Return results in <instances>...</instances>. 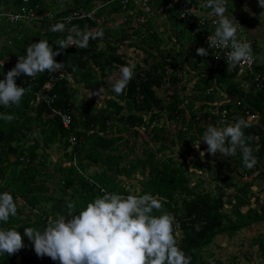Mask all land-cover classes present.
<instances>
[{
    "label": "trees",
    "instance_id": "obj_1",
    "mask_svg": "<svg viewBox=\"0 0 264 264\" xmlns=\"http://www.w3.org/2000/svg\"><path fill=\"white\" fill-rule=\"evenodd\" d=\"M57 2L63 7H59L55 0H0V38H3L0 42V62H7L5 67L3 65L4 76L15 66L18 57L26 55L25 49L31 43L47 40L55 51L58 47L55 42L66 38L68 32H51L49 28L62 22L57 21V18L72 10L87 11L95 2L100 3L102 6L96 10L93 21L73 19L66 23V29L78 25L81 30L102 28L104 32L102 39L90 40L86 48L70 46L63 54L54 57L56 62L64 63L62 71L40 73L34 80L23 74L16 77L17 86L25 87L21 84L23 81L27 85L20 106H0V114L14 113L16 117L10 123L0 120V193L9 192L17 205V216L10 217L6 224L0 222V228L16 229L21 233L24 243V248L17 253L0 255V264H59V261L47 256L38 258L31 242L23 236V228L33 227L42 231L48 221L66 214L67 202H74L75 211L79 212L87 203L103 194L101 188L128 195L122 183L128 180L127 184L130 185L129 181L134 179V175L142 178L136 195L150 193L161 198L163 211L175 217L174 234L181 250L191 257V264H205V257L210 258L211 255L206 252L204 257L201 252L216 236L231 237L252 224L264 222V194L258 189L251 192L253 182H264V87L256 91L250 84L245 90L241 80L237 79L236 70H231L225 64L218 65L214 74L210 75V64L214 65L212 61L194 52L193 60L187 63V67L199 79L193 86L198 94L194 100L186 102L185 114L182 107L185 100L175 91L176 85L181 82L179 76L167 71L174 67L176 57L181 56L183 51L179 48L177 52H163L158 44H153V53H148L151 60L143 59V65L140 63L142 67L135 65L133 79L122 95L112 90L109 92L111 97L99 107L94 103L85 106L80 102L75 104L73 92L76 90H73V84L96 92L101 82L105 86L102 79L106 73L121 65H128L119 57L117 47L129 37L123 35V31L107 28L104 22L97 27L101 16L121 11L112 0ZM22 7L36 10V15L43 16L48 12L51 17L10 22L7 15L19 13ZM144 12L151 15L156 13L151 10ZM142 13L136 11V18ZM163 14L158 13L160 20L168 24L174 36L172 43L178 47L183 41L186 50L203 47L200 36L191 35L190 29L175 21L173 15ZM239 22L243 23L241 19ZM150 38L156 41L154 32ZM141 51L147 52L143 48ZM73 67L75 72L72 71ZM259 67L264 69V65ZM4 76H0V80ZM50 76L58 78L49 91L55 99L49 107L42 102L32 105L34 93L41 89ZM69 79L73 82L71 85ZM166 84L173 90L169 100L163 102L162 98L156 96V90ZM215 91L221 92L230 102L217 106L207 104L208 95ZM196 100L201 103L194 109ZM67 106L71 108L70 123L67 128H63L51 110L63 112ZM221 111L226 114L225 123H234L236 119L246 117H250L252 122L257 118V124L248 122L249 127L243 129L245 136L250 137L248 143L257 159L254 168L245 169L239 150L238 157L225 158L221 154L213 157L207 152L204 156L200 155L207 148L203 141L200 142L206 126L209 123L217 126V116ZM160 120L163 122L158 125ZM199 120L204 124H200ZM164 122L177 123L174 134L169 133ZM135 129L146 131L155 147L153 151L143 150L140 155L120 165L124 158L119 150L121 141L124 142L123 133L132 131L135 136ZM71 135L75 138L73 145L68 142ZM198 142L199 149L194 147ZM51 146H56L62 156L53 162L48 171L45 158H48L47 150ZM174 146L176 150L172 149ZM165 151L174 156L165 157ZM159 154L164 158L156 157ZM187 158L190 161L186 164ZM91 165L100 167V172L85 175V170ZM222 168L227 175L220 178L221 181L225 187L235 188L227 201L223 199L224 190L216 186L213 193L202 189L199 181L189 186L190 178L197 177L192 173H201L206 169L212 173L210 181H215ZM237 168L241 172H237ZM48 180L56 183L54 192L48 188ZM66 190H71L70 194L67 195ZM226 204L229 208L225 210ZM254 243L259 257L264 258V236L258 237Z\"/></svg>",
    "mask_w": 264,
    "mask_h": 264
},
{
    "label": "clouds",
    "instance_id": "obj_2",
    "mask_svg": "<svg viewBox=\"0 0 264 264\" xmlns=\"http://www.w3.org/2000/svg\"><path fill=\"white\" fill-rule=\"evenodd\" d=\"M204 7L211 9L212 16L218 17L214 34L207 37L208 48L230 49L226 54L227 67L250 63L251 45L238 39L240 24L232 15H225L227 0H206ZM258 7L264 9V0H258ZM70 19L66 18L65 22H57L49 28L51 32H68L66 38L55 42L58 46L55 51L43 39L26 47V55L18 57L15 66L0 80V106H20L26 88L17 86L16 77L23 74L34 80L40 73L60 72L65 65L56 62L54 57L63 54L70 46L86 48L90 40L103 38L102 28L81 30L78 25H72L66 29ZM195 51L200 57L209 55L204 47ZM3 63H0V68ZM134 67H119L120 78L112 84V90L117 95H122L133 79ZM72 71H76L75 67ZM102 90L90 92L89 97L99 96ZM15 118L14 113L0 114V120L6 123ZM247 127L249 124L244 118L224 123L219 128L209 123L200 142L207 145L205 151L213 157L217 154L225 158L234 157L239 150L243 166L252 169L257 159L248 143L250 137H246L243 131ZM200 142L194 147L199 149ZM201 154L204 156L205 152ZM100 191L103 194L79 212L75 211L74 202H67L66 214L48 221L42 231L33 227L23 228V236L31 242L38 258L47 256L59 261V264H191V257L181 250L174 234L175 217L163 211L161 198L150 193L123 195L103 188ZM157 212L160 214L155 215ZM16 216L17 205L13 196L7 191L0 193V222L6 224L10 217ZM22 248L24 243L19 231L0 228V255H13Z\"/></svg>",
    "mask_w": 264,
    "mask_h": 264
},
{
    "label": "rangeland",
    "instance_id": "obj_3",
    "mask_svg": "<svg viewBox=\"0 0 264 264\" xmlns=\"http://www.w3.org/2000/svg\"><path fill=\"white\" fill-rule=\"evenodd\" d=\"M58 0H55L56 4L59 5V7H63L62 4L57 2ZM200 1V0H199ZM245 3L247 2L249 5H256L258 7V0H243ZM100 3L95 2L93 7L99 6ZM240 6L237 5V3L234 0H227V11L225 15H233L234 12L242 11V9L239 8ZM260 8V7H259ZM261 9V8H260ZM264 10V9H262ZM195 12L199 13V8L195 5ZM124 15L119 14L118 16L109 13L108 16L102 17L101 19L105 18L104 25L107 26V28H116L118 31H123L124 34L129 37L127 41H122L118 44V50L117 53L120 55L119 57L124 60L128 65H143V59L150 61V57L148 56V53H153V44H158L159 48L163 49V52L166 51H174L177 52L182 50V55L177 56L175 60V65L172 68H168V72H173L176 75L179 76V80L181 81L178 83L175 87L176 93L181 97L184 98L185 102L182 103V107L184 109V113L186 114V102L194 100V96H197V92L195 88L193 87L195 83L199 82V79L196 77V73L192 72V70H187V63L190 60H193L194 47H192L189 50H186L184 46H186L183 41H181L180 46H176L173 42L174 36L172 35L171 31L169 30L168 24H164L162 20H160V17L158 13L155 14H147V12H143L141 15L137 17L136 12L133 13V17H125ZM137 19L142 20V23L137 22ZM239 30L243 32V35H245V31H247L249 28L253 27L252 24L249 22L239 23ZM215 29V28H214ZM213 29V33H214ZM153 32L155 34L156 41L153 42V39L150 38V35H153ZM240 33V32H239ZM249 34V33H248ZM248 34L245 36L247 37ZM3 40V38H0V42ZM143 40V42H141ZM251 43V40H250ZM129 44H133L130 46ZM100 46V44H99ZM141 48L145 49L147 52L141 51ZM185 48V50H183ZM263 50H254L252 51V54L255 57V60L257 64L262 65L264 64V55ZM1 61L0 63H2ZM7 62L4 61L3 65ZM210 62L208 61V65ZM140 65V66H141ZM181 66V68H180ZM211 66V64H210ZM5 67V65H4ZM4 67L0 68V76H4ZM142 67V66H141ZM185 68V69H184ZM171 69V70H170ZM187 70V73L186 71ZM201 70V68H199ZM207 71V68L205 69ZM193 73V74H192ZM120 78L119 68H116L110 73H106L105 79L103 80V84L107 86L105 89V86L103 85V90L99 96H91L89 97L90 91L85 90L82 88L79 84H73V90H76L73 92V102L76 104L77 102L82 105H91L94 103L95 106H101L103 104V99L110 98L111 95H109V92L112 91V84ZM239 79V77H237ZM201 83L198 84V86ZM172 88L166 84L165 86L161 87L160 89L156 90V96L162 98L163 102H167L169 100V96L172 92ZM106 92V93H105ZM214 95V96H212ZM208 95L209 101L214 99H218V96L216 94V91L214 94ZM106 97V98H105ZM92 100V101H91ZM233 102V101H232ZM200 103L199 100H196V103L194 102V109H196L197 105ZM215 106V105H211ZM215 110V109H214ZM198 115V112H197ZM188 118L187 116H185ZM245 120L247 122H251L252 119L250 117H246ZM163 122V120H160L157 124L160 125ZM201 121L199 120V123ZM257 118L255 124H257ZM177 124V123H176ZM176 124L174 123H168L164 122L165 128L169 131V133L174 134V129L176 127ZM204 124V123H200ZM206 124V123H205ZM254 124V123H253ZM207 127V126H206ZM218 127V125L216 126ZM219 128V127H218ZM36 132V131H35ZM132 131H129L128 133H123L124 142L121 141L119 145V150L124 154V158L121 161L120 165H123V163L134 157L135 155H140L143 150H150L153 151V148L155 147L153 143L150 141L149 135L146 131H143L141 129H135L136 135H132ZM28 139V138H27ZM29 140V139H28ZM173 150H176L177 147H172ZM132 152H131V151ZM206 150V147H205ZM204 150V152H206ZM47 153H49L48 158H45V164L49 166L48 171L51 169L52 165L54 164L58 158H61L62 152L57 149L56 146H51L49 151L47 150ZM239 153L237 152L236 157H238ZM165 157L170 156L171 153L169 151H165L163 153ZM171 156H174L171 155ZM156 157H160V159H163L164 157L159 154ZM190 161L189 158L186 159L187 162ZM66 164V163H65ZM264 166V161L262 162V167ZM191 169V168H189ZM247 169V168H245ZM101 168L91 165L87 167L84 174L85 175H91L93 173L100 172ZM237 172H241V169H236ZM195 174L197 177H191L189 186L192 185L193 182L199 181L201 188L210 190L212 193L215 191V186L217 188L223 189V199L227 201L228 195L231 194L232 190L235 191V188H227L225 187L224 183L221 181L220 178H222L225 174V170L222 168L219 171V174L217 175V178L215 181H210L211 174L210 171H205L201 173H192ZM230 175V174H228ZM134 179H131L130 185L127 184V182L122 183L124 186V190H126L129 194H135L138 191L139 185L138 183L142 180L141 177L138 175L133 176ZM122 179V177H121ZM245 179V178H244ZM246 180V179H245ZM48 188H50L54 192V182H51L48 180L46 182ZM254 187H252L251 192H256V189L260 190V193L264 194V182L262 180H256L252 184ZM256 187V188H255ZM227 188V189H226ZM71 190H66V194H70ZM260 194V195H261ZM264 201V200H263ZM253 204V203H252ZM229 206L226 204L224 209H228ZM242 210L245 211V207L242 208ZM26 210L24 211V213ZM264 236V222L252 224L249 227L238 231L231 237H226L225 235L216 236L212 243L201 252V255L205 257V253H209L211 255L210 258L205 257V264H264V258L259 257V253L257 252V245L254 243V240H257L258 237ZM234 260V261H233Z\"/></svg>",
    "mask_w": 264,
    "mask_h": 264
},
{
    "label": "built area",
    "instance_id": "obj_4",
    "mask_svg": "<svg viewBox=\"0 0 264 264\" xmlns=\"http://www.w3.org/2000/svg\"><path fill=\"white\" fill-rule=\"evenodd\" d=\"M120 7V13H125L126 11L132 10L133 12L136 11H154L159 14H171L174 16L175 21L179 22L183 26L190 29V34L193 36H200L202 46L208 50L209 55L207 56L210 61L214 65H221L226 63V54L230 49H219L208 48L207 44V37L208 35H212L213 29L216 26V21L218 17L212 16L211 9L204 7L206 0L199 1V0H112ZM171 5V7H169ZM195 5L199 8V13L195 12ZM100 4L97 7H92L90 10L83 11V10H72L65 16L61 18H57V21L65 22L66 18L73 19H85L87 21H93L94 15L96 10L101 7ZM34 9L22 7L19 13L16 14H8V19L10 22L15 20H41L43 17L47 16L48 18L51 17V14L48 12L42 15H36ZM115 14V13H113ZM163 14V16H165ZM239 22V20H236ZM139 23L142 20H138ZM240 32V33H239ZM237 37L241 41H247L250 43V40L243 35V32L239 30V26L237 29ZM251 44V43H250ZM215 56L220 57L217 59ZM259 64H257L254 55L252 54V60L250 63H245L241 65H237L235 68L229 67L231 70H236V76L239 77L241 80V85L244 89H248L250 84L254 90H258L264 87V69L258 68ZM241 78V79H240ZM58 78L54 76H50L48 80L42 85L41 89L34 93L32 105L36 106L39 102H42L45 106L49 107V105L55 99L54 95H50L49 91L51 90L52 84ZM25 87V82L21 83ZM51 114L55 115L59 118L60 124L63 128H67L68 124L70 123V115H71V108L65 107L63 112L59 110H51ZM225 112H219L217 116L218 127H222L226 122ZM68 142L70 145L75 143V138L71 135L68 138Z\"/></svg>",
    "mask_w": 264,
    "mask_h": 264
},
{
    "label": "crops",
    "instance_id": "obj_5",
    "mask_svg": "<svg viewBox=\"0 0 264 264\" xmlns=\"http://www.w3.org/2000/svg\"><path fill=\"white\" fill-rule=\"evenodd\" d=\"M234 1L237 3L238 6H240L239 8L242 9V11H240V12L236 11V12L233 13L232 16L235 18V20H238V19L240 20L241 19L243 21V23L244 22H249L253 26V27L249 28L247 31H245V36L249 33L246 38L251 40V44H250L251 45V50L254 51V50L258 49V50H263L264 51V10L260 9L256 5H249L247 2L245 3L243 0H234ZM245 9H247V11H245ZM133 13L134 12L131 11V10L130 11H126L125 15H122V16L126 17V15H128L129 18H130V17H133L132 16ZM120 14H122V13H120ZM115 15L118 16L119 14L115 13ZM102 17H104V16H101L100 19L97 21V27H98L99 24H101V23H103L105 21V18L101 19ZM138 20L139 19H137V22H138ZM107 23L108 22H106L105 24H107ZM116 28H109V29L113 30V29H116ZM117 31H118V29H117ZM263 55H264V52H263ZM262 65H264V64H262ZM211 67L212 68H211V71H210V75H213L215 68H217L219 66L218 65H211ZM186 69L188 70V67ZM104 79H105V77L102 80H104ZM69 83H70V85L73 83L71 81V79H69ZM100 88L103 89L102 82L100 83L99 89ZM216 94L218 96V99L212 98V100L209 101L207 104H209L210 106L211 105H216L217 106V105H220V104H222L224 102H230L229 101L230 99L226 98L221 92L217 91ZM94 96H96V95H94ZM212 96H214V95H212ZM99 97H100V95H99ZM106 99H103V100L105 101ZM104 101H103V103H104ZM97 107H99V105ZM255 122H256V120L252 121L251 123L255 124Z\"/></svg>",
    "mask_w": 264,
    "mask_h": 264
}]
</instances>
